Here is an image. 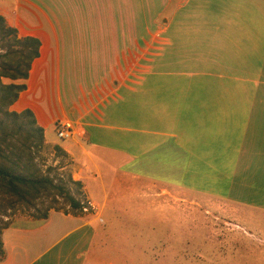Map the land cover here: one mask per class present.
<instances>
[{
    "label": "crops",
    "instance_id": "obj_1",
    "mask_svg": "<svg viewBox=\"0 0 264 264\" xmlns=\"http://www.w3.org/2000/svg\"><path fill=\"white\" fill-rule=\"evenodd\" d=\"M145 8L160 9L148 40ZM0 16L41 42L11 110L34 113L94 210L4 229L0 264H90L99 216L138 186L264 216V0H0ZM57 122L72 127L62 144L46 137Z\"/></svg>",
    "mask_w": 264,
    "mask_h": 264
},
{
    "label": "rangeland",
    "instance_id": "obj_2",
    "mask_svg": "<svg viewBox=\"0 0 264 264\" xmlns=\"http://www.w3.org/2000/svg\"><path fill=\"white\" fill-rule=\"evenodd\" d=\"M120 10L114 9V15L118 16ZM159 10H143L145 21L139 29H143L146 40L151 38V33L161 24L153 22ZM168 10L164 16H168ZM116 27L121 25L117 23ZM172 66L168 61L155 65L156 69L161 67V70L167 71H173ZM65 70L63 66L64 84L68 75ZM154 79L153 76H147L145 81ZM46 137L50 143L62 144L64 141L57 137L55 130L48 131ZM53 147L45 142L38 153L39 166L43 170L51 168L50 174L62 179L63 183L60 184L65 185L69 193L88 208L83 214L94 213L84 189H78L68 180L69 175H72L67 165L68 158L54 151ZM99 155L97 158L104 163V156ZM101 170L107 172L105 186L110 188L113 175L105 164ZM92 171L89 167L88 173ZM100 176L98 173L97 177ZM137 188L128 191L129 194L125 196L127 203L132 205L109 210L107 217L99 216L103 222L89 255L90 264H264V246L252 242L243 230L234 226L236 223L248 232L260 234V230H264V216L248 215L249 223L244 225L233 218L231 207L221 202L210 204L198 197L191 198L179 193L159 195L162 189L149 186ZM52 210L73 212L64 197H44L31 208H19L0 214V234L4 227L41 219L44 213Z\"/></svg>",
    "mask_w": 264,
    "mask_h": 264
},
{
    "label": "trees",
    "instance_id": "obj_3",
    "mask_svg": "<svg viewBox=\"0 0 264 264\" xmlns=\"http://www.w3.org/2000/svg\"><path fill=\"white\" fill-rule=\"evenodd\" d=\"M40 46L38 38L19 36L18 30L0 16V214L31 208L44 197L59 195L66 199L72 213L81 215L86 206L60 184L62 179L50 174L51 168L43 170L39 166L37 158L45 146V130L37 123L34 113L29 109L11 110L26 89L23 81L28 79L34 61L40 56ZM53 149L68 158L58 145ZM68 180L78 189L83 188L72 175ZM49 212L41 219H46ZM1 236L2 233L0 258L3 256Z\"/></svg>",
    "mask_w": 264,
    "mask_h": 264
},
{
    "label": "built area",
    "instance_id": "obj_4",
    "mask_svg": "<svg viewBox=\"0 0 264 264\" xmlns=\"http://www.w3.org/2000/svg\"><path fill=\"white\" fill-rule=\"evenodd\" d=\"M71 128H72L71 125L68 123L57 122L55 125V131H56L57 137L61 140H68L72 138L73 133H72ZM83 211L87 212L88 208L85 207Z\"/></svg>",
    "mask_w": 264,
    "mask_h": 264
}]
</instances>
